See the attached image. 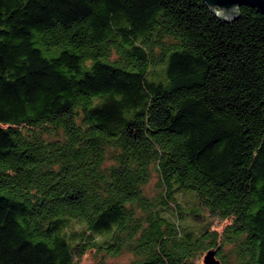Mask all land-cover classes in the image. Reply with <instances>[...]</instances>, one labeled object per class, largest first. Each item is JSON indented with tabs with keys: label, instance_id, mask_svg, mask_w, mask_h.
I'll return each mask as SVG.
<instances>
[{
	"label": "trees",
	"instance_id": "obj_1",
	"mask_svg": "<svg viewBox=\"0 0 264 264\" xmlns=\"http://www.w3.org/2000/svg\"><path fill=\"white\" fill-rule=\"evenodd\" d=\"M210 249L264 264V12L0 0V264Z\"/></svg>",
	"mask_w": 264,
	"mask_h": 264
},
{
	"label": "water",
	"instance_id": "obj_2",
	"mask_svg": "<svg viewBox=\"0 0 264 264\" xmlns=\"http://www.w3.org/2000/svg\"><path fill=\"white\" fill-rule=\"evenodd\" d=\"M212 10L224 19H233L239 14V7L249 5L264 12V0H203ZM205 264H222L217 251L210 249L204 256Z\"/></svg>",
	"mask_w": 264,
	"mask_h": 264
},
{
	"label": "rangeland",
	"instance_id": "obj_3",
	"mask_svg": "<svg viewBox=\"0 0 264 264\" xmlns=\"http://www.w3.org/2000/svg\"><path fill=\"white\" fill-rule=\"evenodd\" d=\"M156 176H154L151 181L149 182L148 186H147V192L148 194L150 195H153L156 193V191L154 190V186L156 184ZM185 196L184 195H181L180 196V200L182 202V204H184L185 206V211H188V209H186V206H188L187 202H185ZM192 199V198H191ZM188 203H190V199L188 201ZM200 212H202V215L204 214L205 217L208 218V213L207 211L205 210H200ZM190 221V220H188ZM217 220H215V218L213 217L212 218V222L215 224ZM191 222V221H190ZM217 224L219 225V227L221 228L223 226L224 223H218L217 221ZM102 255L104 254L105 255V259H106V263L107 264H126L128 262H130L133 258V253L132 252H129V251H126V250H122L120 253L116 254V255H110L106 252H100L99 255ZM206 253L203 254V256L200 258V259H195V264H205L204 263V256H205ZM95 259H97V257H95L94 253L92 252H88L85 257L83 258V262L85 263H91L93 262Z\"/></svg>",
	"mask_w": 264,
	"mask_h": 264
}]
</instances>
